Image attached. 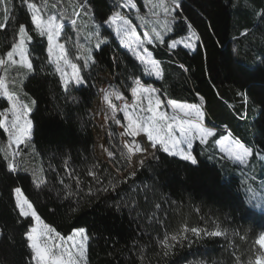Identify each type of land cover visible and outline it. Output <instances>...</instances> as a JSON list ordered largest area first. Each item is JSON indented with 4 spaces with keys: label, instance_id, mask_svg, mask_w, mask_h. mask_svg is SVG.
Instances as JSON below:
<instances>
[{
    "label": "trees",
    "instance_id": "trees-1",
    "mask_svg": "<svg viewBox=\"0 0 264 264\" xmlns=\"http://www.w3.org/2000/svg\"><path fill=\"white\" fill-rule=\"evenodd\" d=\"M138 1L136 11L123 7V0H86L107 43L102 45L103 50H93L98 63L84 69L89 74L84 86L74 85L65 91L52 65L23 78L24 91L38 101L31 113L34 150L20 146L22 151L15 158L20 164L18 173L0 168V264H33L23 241V225L27 222L23 218L18 222V210H14V187L23 190L41 218L61 235L80 227L88 230L89 264H165L157 255L159 241L165 232L172 234L185 224L219 225L225 235L177 248L167 264H257L264 209L251 203L264 199V154H254L247 165H240L229 160L219 145H204L197 140L193 147L200 161L198 168L155 150L159 160H146L135 168V177L122 183L129 173L121 176L96 154L92 110L98 96L96 80L113 67V56L118 53L122 63L130 66L144 84L160 89L168 99L192 104L199 103L203 95L205 122L216 128V139L231 132L246 147L264 148V117L251 103L245 105L241 96L246 92L252 99L264 97V19L256 15L264 9V0H251L254 10L244 7L243 0H239L238 8L230 6L237 0H183L181 15L193 24L201 40L194 50L147 45L152 58L161 62L162 79L144 74L145 66L120 43L113 28L102 23L114 11L144 13L148 18L132 15L140 27L151 16L166 17L164 13L149 15L144 0ZM28 2L35 3L46 18L57 15L60 19L64 14L65 30L75 38L71 50L77 51L76 34L68 17L75 19L72 13L79 0ZM167 18L170 23L171 18ZM19 24L30 25V13L21 6V0H17L12 18L1 32L5 49L16 42ZM171 26L175 31L165 37L168 42L169 37L189 33L186 26L183 30ZM29 34L33 36L29 53L38 69L47 60V40L31 28ZM23 71L19 68L20 74ZM6 153L12 152L3 134L0 159ZM90 171L103 173L104 185L109 179L120 182L117 191L98 192L101 185L94 183ZM217 172L219 179H215ZM61 179L76 193L71 199ZM76 179L81 181L82 191L76 189ZM118 201L128 206L122 203L117 210ZM260 264H264V258Z\"/></svg>",
    "mask_w": 264,
    "mask_h": 264
},
{
    "label": "snow or ice",
    "instance_id": "snow-or-ice-1",
    "mask_svg": "<svg viewBox=\"0 0 264 264\" xmlns=\"http://www.w3.org/2000/svg\"><path fill=\"white\" fill-rule=\"evenodd\" d=\"M144 4L146 6L151 4V0H144ZM243 5L246 8L252 9L251 0H243ZM21 6H26L27 11L30 13V25H18V31L15 33L16 42L11 44L10 49L0 58V67L3 68V71L6 74H10L13 66L19 65L24 70L21 73L22 79L19 83H23V78H26L29 74L37 71L44 72L49 65H54V71L60 74V85L65 91H70L74 85L84 86L89 79V74L85 73L84 69L92 68L98 63L93 58V49H87L85 56H76V60H82V63L70 61L65 43L59 42L65 28L63 22L66 18L65 15L61 14L59 20L56 15H49L45 18L40 14L37 5L29 3L28 0H21ZM230 6L238 8L240 6L239 0ZM15 7L14 0H0V9H2L6 20H11ZM123 7L136 9L137 3L133 2V0H125ZM158 7L162 8L166 17L171 18V22L165 24L160 31L153 28L151 34L144 32L143 39L136 35V28L132 27V21L125 18L120 11H114L102 23L107 24L109 27L116 26L117 35L124 33L128 37H135L134 42L121 39L120 43L132 52L140 64L145 66L144 74L162 79L161 62L152 58V52L145 45H164L166 49L172 50L176 49L178 45L183 44L184 48L193 49L199 47L198 42L201 40V36L197 34L193 28V24L181 15L183 0H170V3H161ZM81 15H89L91 17V7L86 0H79V3L74 5L72 16L80 17ZM256 15L264 19V9H261ZM140 18L143 19V17ZM68 20L71 26L78 27L77 19L68 17ZM118 21H120L119 24L117 23ZM171 24H175L176 28L181 30L186 26L190 37L182 40L171 39L169 37L171 39V43H169L165 37L167 33L173 31ZM6 26V24L0 23V29ZM100 27L101 24H97L93 34L96 38L95 49L103 50L102 45L106 44L107 40L101 39ZM30 28L39 37H46L47 39V60L45 63L39 65L38 69L34 66V61L29 58L30 54L26 43L33 40V36L29 34ZM242 35H246V33H242ZM191 37H195L194 42H185ZM39 59L40 57L37 56L36 60ZM113 59L116 62L120 58L119 56H115ZM64 67L72 69L70 76L64 71ZM180 67L184 68V65L181 64ZM185 71H187L186 68ZM13 83H17L15 79ZM133 84L135 86L131 87V95L134 98L132 105L125 102L122 108L117 109V106L112 103L110 97H115L116 100H123L124 96L119 91L104 92L103 94V99L108 102L112 110L111 119L113 123L123 129L120 133L121 136L133 138L131 142L124 141L123 148L127 150V153L147 152V148H141L135 140L136 137L143 133L147 137V140L151 142V148L171 157H179L182 161L187 162L188 165L194 166V168L200 166L198 155L194 154L193 147L194 141L197 140L200 144L204 145H209L210 142L211 144L221 145L220 151L226 152L229 160L240 165H247L249 158L254 154L258 156L264 154V148L245 147L238 140L232 141L231 145L225 148L223 144L225 141L231 140V133L227 136H222L221 139H216L217 132L214 128L205 126V97L203 95L199 97V103L192 104L182 103L176 99H168L166 105L174 113L179 110L184 117L189 118L174 123L177 121V116H169L167 112L161 110L165 106V101H162L156 95L158 91L156 88L152 87L151 84L145 86L138 78L133 79ZM22 91V88L10 91L6 83V77H0V97L6 99L9 104L7 109L0 111V130H2L0 131V138H3V134H7L9 147L15 145L17 149L11 154L6 153L0 159V168H3L7 173L19 172L20 164L15 158L22 151L20 149L21 145H26L28 148L34 150V144L31 143L34 125L32 119H29V115L36 108L38 101L28 97L27 93H23L28 99V103H24L22 99L18 98ZM241 96L245 105L251 103V106L257 109L259 115L264 117V97L258 100L252 99L246 92H242ZM142 100L147 101L146 107L142 103H137ZM129 108H132L134 111L130 112ZM118 110L123 112V120L126 121V125L121 123L120 118H117L116 113ZM9 112L11 113V120L8 119ZM176 132L179 135H176ZM121 155H124L123 151ZM108 156L112 157L113 152L108 151ZM152 158L159 160V157L155 153H152ZM143 164L144 160L141 159L139 165L143 166ZM88 175L92 177L95 184L101 185L97 189L98 192H116L119 187L120 182L114 183L111 179L108 180L107 185H104L102 182L104 178L103 173L90 171ZM135 175V171L129 173V176L125 177L122 183H127L128 179L135 177ZM219 176L220 174L217 172L215 179H219ZM60 183L67 190V198L71 199L76 193L73 192L70 185L64 183L63 179L60 180ZM80 184L81 181L76 179V189L82 191ZM135 187L133 186V191H135ZM13 191L15 194L14 210H18L17 220L19 222V219L23 218L27 222L23 225L25 229L23 241L25 247L29 250L28 256L33 264H89L88 246L90 234L87 229L80 227L74 229L70 234L61 235L54 227L42 220L41 215L37 213L32 202L23 195L20 187H14ZM88 191L91 193L92 188L89 187ZM249 202H252V198H249ZM122 203L125 207L128 206L127 203L118 201L116 204L117 210L120 209ZM243 203L242 201L241 206H243ZM251 206L257 209H264V199L251 203ZM156 208H160V205L156 204ZM72 211L75 212L76 209L73 208ZM33 224L34 226H30ZM224 235L225 231L221 230L219 225H215L214 227H199L185 224L174 230L172 234L168 232L164 233L163 239L159 241L160 252L157 255L167 264V260L174 255L175 249L184 248L185 245L190 247L194 241L201 242L204 239ZM257 243L261 247H264V235L259 236ZM187 264H193V262L189 261ZM257 264H260V262L257 261Z\"/></svg>",
    "mask_w": 264,
    "mask_h": 264
},
{
    "label": "rangeland",
    "instance_id": "rangeland-1",
    "mask_svg": "<svg viewBox=\"0 0 264 264\" xmlns=\"http://www.w3.org/2000/svg\"><path fill=\"white\" fill-rule=\"evenodd\" d=\"M124 2H125V0H123V4H124ZM133 2L137 3V8L134 10L138 11L139 1L133 0ZM14 3L16 5L17 0H14ZM29 3H32V2H29ZM161 3H167V2H166V0H151V4H149L147 6L145 5V7L148 10V14L149 15L150 14L151 15H158L160 13H163L162 8L158 7ZM127 9L129 10V8H127ZM136 11L135 12L130 11V12L132 14H134V13L139 14V12H136ZM124 12L126 13L124 15L125 18L130 19L132 21V27L136 28V35L140 36L141 39H143V33L144 32H149L151 34V31L153 28L160 31L163 29V26L165 24H169V21H168L169 19L167 17H163V18L158 17L157 18V17L151 16L146 22H142L144 27H142V26L140 27V25L134 21L133 17H130V15H128V13L126 11H124ZM124 12H122V14ZM40 14L42 15L41 12H40ZM57 19L59 20L58 16H57ZM75 19H77L78 27L72 26L71 29L74 30L75 34H76V41H77V45H78L77 51H74L73 49L71 50L70 46L74 44L75 38H73L72 34L69 31L65 30L66 28H64V32L62 33L59 42L65 43V48H66V51L68 53V59L70 61H72L74 63H82L83 62L82 60L81 61L76 60V56L77 55L85 56L87 49H89V48H92L93 50L95 49L96 38H95L93 33H94L95 26L98 23L93 20L92 15H91V17L89 15H81L80 17H75ZM0 23L7 24V20L5 19L4 15H3L2 9H0ZM117 23L119 24L120 21H118ZM65 27H66V25H65ZM111 27L113 28V31L116 33V26H111ZM172 28H173V31L170 33H174V31H175L173 26H172ZM4 29L5 28L0 29V58H2L4 56V54L6 53V51L10 49V48L5 49V47L3 45L1 32ZM170 33H167V35ZM116 35H117V33H116ZM117 36H118L120 41H121V39H125L128 42H134V40H135V37H128L124 33H121L120 35H117ZM186 37H190V33H188L187 35H184V36H178V37H174L171 39L182 40V39H185ZM101 39H105V38L101 37ZM171 39H169V43H171ZM194 41H195V37H191L190 39L186 40L185 42L191 43ZM26 43L28 45V50H29L30 42H26ZM145 46L147 47V45H145ZM178 46H183V44H180ZM194 49H196V48H193L191 50H194ZM115 56H119V58H120V55L118 53H115L113 58ZM29 58L31 59V56H29ZM52 67L54 69L55 66L52 65ZM62 67H63V65H62ZM19 68H20L19 65H15L11 69L10 74H6L3 71V68L0 67V77H6V83L8 84L10 91L13 89L19 90L22 88L23 91L20 93L18 98L22 99L24 103H28L27 97H25L23 95V93H26V92L23 89L22 83H19V81H21V79H22V76L18 70ZM64 71L66 73H68L69 76L72 74V69L70 67H64ZM57 74L60 76L59 73H57ZM134 78H138V76H137L136 72L130 66L123 64L121 58L116 62H114V59H113V67L107 73L102 74L96 80L97 87H98V96H97V99L95 101V103H96L95 107L92 110V112L94 114L93 115V118H94V126H93L94 132L93 133H94L95 142H96V154L100 158L108 161L110 163L111 167L113 168V170L118 172L121 176H125L126 174L133 172L135 170V168L140 166L139 161L141 159H143L145 162L146 160H149L152 158V153L156 152L155 151L156 149L151 148V146H150L151 142L148 141L147 137L142 133L140 136L136 137L135 140H136V143L141 148H147V152H135L132 154L127 153V150L123 148L124 141L127 140L128 142H131L133 140V138L127 137V136H121L120 133L123 131V129L119 125H115L113 123V121L111 119L112 110L109 107L108 102L103 99L104 92L119 91L124 96L123 100H116L115 97H110V100L112 101L113 104H115L117 106V109L122 108L125 102L128 103L129 105H132L134 103V98L131 95V87L135 86L133 84ZM14 79L17 83H13ZM145 86H147V85L145 84ZM152 87H154V86H152ZM154 88H156V87H154ZM156 89L158 90L156 95L159 96L162 101H165V106L161 110L167 112L169 116H172V115L177 116V121L174 123H178L180 120L189 119L188 117H184L182 112H180L179 110H177L174 113L173 110L166 105V101L168 100V98L164 95V93L160 89H158V88H156ZM27 96L31 97L29 94H27ZM137 103H142L145 107L147 106L146 100H142V101H139ZM182 103H186V102H182ZM188 104H190V103H188ZM98 106H100V107L98 108ZM8 107H9V104L6 101V99L0 97V111H3L5 109H7ZM129 111L133 112L134 110L132 108H129ZM116 116H117V118L121 119L122 124L126 125V121L123 120V112L118 110L116 113ZM205 116H206V114H205ZM8 119L11 120V113L10 112L8 113ZM29 119H31V114L29 115ZM170 122H172V121H170ZM205 126H207L206 122H205ZM214 130H216V128H214ZM229 133H231V132H229ZM229 133L220 134V139L222 138V136H227ZM176 135H179V133L176 132ZM6 136H7V134H6ZM235 140H236L235 136L231 133V140L225 141L223 146L225 148H228L231 145V142L235 141ZM239 142L244 144L243 141H239ZM7 144H8V140H7ZM8 147H9V144H8ZM219 147L221 148V145H219ZM9 149L11 152L16 151V146L12 145L11 147H9ZM106 149H107V151H106ZM108 151L113 152L112 157L108 156ZM122 151L124 152V155H121ZM224 153L227 155L226 152H224ZM22 192H23V190H22ZM23 195L26 196L24 194V192H23ZM45 223H47V222H45ZM32 226H34V224ZM1 232L2 231L0 228V235H1ZM258 246L260 247L261 254L257 257L256 263H257V261H259L261 263L263 258H264V247H261L260 244H258Z\"/></svg>",
    "mask_w": 264,
    "mask_h": 264
},
{
    "label": "bare ground",
    "instance_id": "bare-ground-1",
    "mask_svg": "<svg viewBox=\"0 0 264 264\" xmlns=\"http://www.w3.org/2000/svg\"><path fill=\"white\" fill-rule=\"evenodd\" d=\"M225 130H227V129H225ZM237 140V139H236Z\"/></svg>",
    "mask_w": 264,
    "mask_h": 264
},
{
    "label": "built area",
    "instance_id": "built-area-1",
    "mask_svg": "<svg viewBox=\"0 0 264 264\" xmlns=\"http://www.w3.org/2000/svg\"><path fill=\"white\" fill-rule=\"evenodd\" d=\"M129 15V14H128Z\"/></svg>",
    "mask_w": 264,
    "mask_h": 264
}]
</instances>
